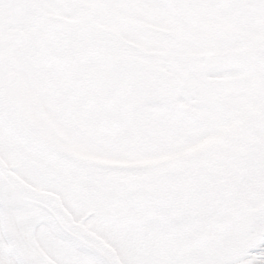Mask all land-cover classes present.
I'll list each match as a JSON object with an SVG mask.
<instances>
[{"label":"snow or ice","instance_id":"obj_1","mask_svg":"<svg viewBox=\"0 0 264 264\" xmlns=\"http://www.w3.org/2000/svg\"><path fill=\"white\" fill-rule=\"evenodd\" d=\"M0 264H264V0H0Z\"/></svg>","mask_w":264,"mask_h":264}]
</instances>
